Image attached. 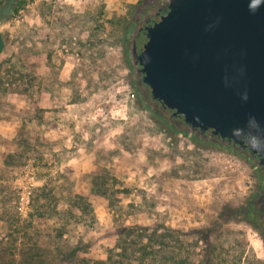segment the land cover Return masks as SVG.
<instances>
[{
	"label": "rangeland",
	"instance_id": "1",
	"mask_svg": "<svg viewBox=\"0 0 264 264\" xmlns=\"http://www.w3.org/2000/svg\"><path fill=\"white\" fill-rule=\"evenodd\" d=\"M155 1L21 0L0 25V264L45 256L69 216L89 250L145 228V251L156 232L169 264H264L252 166L172 132L132 88L125 33Z\"/></svg>",
	"mask_w": 264,
	"mask_h": 264
},
{
	"label": "water",
	"instance_id": "2",
	"mask_svg": "<svg viewBox=\"0 0 264 264\" xmlns=\"http://www.w3.org/2000/svg\"><path fill=\"white\" fill-rule=\"evenodd\" d=\"M163 7L128 58L146 87L140 100L171 117L141 105L172 132L201 142L208 133L210 143L264 167V0H160L155 9ZM11 16L3 9L0 25Z\"/></svg>",
	"mask_w": 264,
	"mask_h": 264
},
{
	"label": "trees",
	"instance_id": "3",
	"mask_svg": "<svg viewBox=\"0 0 264 264\" xmlns=\"http://www.w3.org/2000/svg\"><path fill=\"white\" fill-rule=\"evenodd\" d=\"M20 3V2H19ZM17 3V4H19ZM15 11V10H14ZM3 48L2 37L0 35V52ZM78 210H81V207H75ZM72 215H75L72 212ZM251 218V217H249ZM47 215L44 217V220L41 222L42 226L50 224L51 222H47ZM73 219H76L73 217ZM91 227H97L96 223L92 222L90 224ZM80 227L84 229L89 228L87 224L84 222H80L76 220H72L69 216L68 222L62 225V228L57 230L60 233H55V228L52 227L51 230L46 231L45 237H47V244H44L45 250H47L45 256L39 254V252L34 249L36 246H32L31 249L22 248L21 253L19 254L20 258L15 260V258L10 260L11 264L15 262L17 264H42V257L47 258L48 264H169L166 258V249L165 242L163 239L159 240L157 233H153V237L156 239V247H153L149 251H145L146 246L141 242L143 239L151 240L148 236H140L135 234V230L145 231V228H121L118 233L117 244L114 245L113 249H110L108 246V250L93 248L92 250L89 248L85 249V238L91 240L94 245H97L95 242L96 238H93V235L79 236L80 233H73L70 230H74L76 227ZM41 227V225H40ZM90 227V230L92 229ZM44 228V227H43ZM49 228V227H48ZM47 230V228H45ZM69 229V234L66 232ZM85 231V229H84ZM92 231V230H91ZM86 232V231H85ZM55 234V235H53ZM34 236H37V231H34ZM44 237V235L42 236ZM57 239L58 241H54ZM159 240V241H158ZM34 242L33 245H35ZM62 246H59L61 245ZM64 246V247H63ZM14 256V254L12 255ZM152 256V257H150ZM1 259V257H0Z\"/></svg>",
	"mask_w": 264,
	"mask_h": 264
},
{
	"label": "flooded vegetation",
	"instance_id": "4",
	"mask_svg": "<svg viewBox=\"0 0 264 264\" xmlns=\"http://www.w3.org/2000/svg\"><path fill=\"white\" fill-rule=\"evenodd\" d=\"M16 5H17L16 3L10 5V0H3V2L0 4V18H1V11L9 6L12 9V15H13L14 8ZM159 5H160V0H156L154 3H152L147 8H145L143 12H141L135 17V19L133 20V22L126 31V33L129 32V37H126V33H125L124 49L126 53V59L129 65V73L132 81V88L135 90L140 103L141 101H143L146 104L151 103L155 105V107L159 109L158 111H160L163 118H169L171 117V112L169 110H164L163 107L160 105V103L156 101L149 102L144 98L140 100L139 94H141L146 89V87L141 83L139 84L141 77L140 74L138 73H135L134 75L131 74L130 61L128 58V51L133 45V43L135 45L136 55L140 53L141 47L146 42L145 28L153 26L155 23L160 21L161 16L165 15V9H166L165 7L159 10L155 9V7ZM149 13H151V15ZM154 117L156 118V115H154ZM161 121L163 122V120ZM166 125L169 127V124ZM206 136L208 137L206 140L202 142L201 141H196V142L206 143L208 145L217 147L215 144L209 142V139L211 138L208 133H206ZM236 155L242 158L239 154ZM252 169L257 179V187L253 195L251 196L250 200L247 202V217L248 218L251 217L249 218V220L252 222L254 226H256L259 229L262 236L264 237V167L255 168L253 165ZM254 195H256L255 198H253Z\"/></svg>",
	"mask_w": 264,
	"mask_h": 264
}]
</instances>
